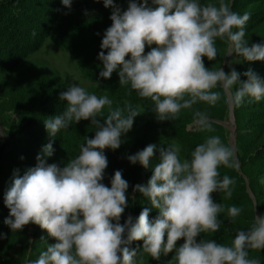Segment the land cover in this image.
<instances>
[{
    "label": "clouds",
    "instance_id": "clouds-1",
    "mask_svg": "<svg viewBox=\"0 0 264 264\" xmlns=\"http://www.w3.org/2000/svg\"><path fill=\"white\" fill-rule=\"evenodd\" d=\"M103 2L113 12L101 44L108 51L99 53L104 66L99 75L110 78L119 68L120 85H130L141 99L151 100L159 121H175L182 109L197 103L215 106L222 93L232 108L240 106L245 97L251 98L249 102L264 100V79L252 69L243 73L247 80L241 82V74L234 68L230 73L221 67L210 70L203 60L217 57L219 38L226 41L228 55L264 61V43L249 46L244 39L250 11L241 15L225 0L218 5H202L199 0H151L154 7L149 0H129L124 11L115 0ZM62 3L70 9L73 0ZM146 45L156 46L145 53ZM236 84L239 88L233 90ZM217 88L221 91H213ZM60 99L67 102L63 112L45 121L50 136L82 119H91L97 131L93 138L86 137L78 155L64 167L47 163L44 157L52 156L54 148L52 142L44 145L37 165L23 176L17 174L5 193L4 202L10 209L5 223L14 232L34 223L56 240L29 264H136L138 250L126 245L140 240L142 252L157 260L175 249V264H261L260 259L249 258V250H264V215L255 214L250 226L238 230L230 244L197 241L201 233L220 231L223 221L218 216L224 207L211 194L219 191L225 194L223 199L231 198L235 180L227 175L221 178L218 169L239 168L235 146L224 144L216 135L207 137L184 159L175 142L159 149V162L154 165L155 144L128 156L132 164L154 168L148 183L138 184L134 190L147 197L159 215L150 219L151 209L146 207L135 220L129 215L121 224L129 182L117 170L111 187L102 183L108 167L105 149L120 147L122 133L132 129L141 111L131 103L113 108L108 96L98 97L76 83ZM105 106L109 112L101 124L97 117ZM193 123L200 131H214L215 121L206 112L195 111ZM241 211L229 207L230 222ZM181 238L184 243L177 248Z\"/></svg>",
    "mask_w": 264,
    "mask_h": 264
},
{
    "label": "trees",
    "instance_id": "trees-1",
    "mask_svg": "<svg viewBox=\"0 0 264 264\" xmlns=\"http://www.w3.org/2000/svg\"><path fill=\"white\" fill-rule=\"evenodd\" d=\"M16 2H9L8 4H0L1 24L4 19L8 17V13H11V9H15V5L19 6L25 0H15ZM94 0H73L72 5L78 6L80 9L97 15L98 22H101L102 29L99 26H93L87 24L85 21L80 22L74 20L75 23H65L62 21V14L68 10V7L64 6L62 0H38L42 5L49 6V19L51 21L45 22L41 20V26H38V35L27 40H19L22 43V49L25 52L32 53L37 51L41 42L45 40L52 33L54 34L56 45L70 53L77 61L81 75L83 79L91 82L89 92L99 96H108L112 101V107H123L125 103H131L134 107H137L141 113L134 118V124L131 130L121 135V145L118 149L112 150L110 148L105 149V155L108 159V167L104 173V179L102 183L111 187V178L114 176L115 171L121 170L122 177L129 182V188L126 192L128 200V206L121 216L120 223L124 224L127 221L129 215L134 220L140 214L144 208H150L149 218L154 220L159 215V210L152 207L149 199L145 197L138 190H134L136 185H146L153 174L154 168H144L139 162L132 164L128 160V156L134 155L140 150H143L149 144H155L157 147L154 151V156L151 158V162L154 165L159 162V149L161 147L167 148V144L177 143L181 147V159L188 158L190 153L199 144L209 136L218 135L224 144H231V136H229L228 128L222 123L229 114V104L227 103L226 96L222 93L221 99L215 106H210L206 103H197L190 109H182L180 116L175 121L165 120L159 121L156 117V113L152 111V101L148 99H141L134 90H131L130 85L121 86L119 83V68L115 70L110 78H103L99 74L103 70V62L99 59V53L104 51L107 54V49H102L101 44L104 37V33L108 27L111 26L112 21L109 22L106 16L102 15L99 7L100 2H93ZM128 5L129 0H123ZM138 3H142L143 0H137ZM203 4L209 2L216 3L218 5L219 0H199ZM225 2L231 4L230 0ZM149 6L152 5L149 0ZM238 4H232V10L237 11ZM65 19V18H64ZM258 19V18H257ZM256 21V20H255ZM39 22V19H38ZM85 22V23H84ZM246 24V35L244 39L249 41L255 39L256 35L252 33L254 30V23ZM25 27V26H24ZM44 27L43 29H41ZM27 29V28H26ZM31 30L30 28H28ZM253 29V30H252ZM28 31V30H27ZM31 31H35L32 29ZM29 32V31H28ZM253 32H257V29ZM0 35L8 37V40L17 36L13 30L10 31L9 26L0 30ZM39 40H41L39 42ZM253 43H264V40H257ZM152 46L145 48V53L151 50ZM216 47L218 50L217 57L214 60H208L203 57L205 66L212 70L221 67L223 58L227 53V43L224 40L217 38ZM2 50V49H1ZM237 55V54H235ZM126 59H130V54ZM242 61L237 64L235 70L240 73V80H242V74L249 69L255 71L259 76L264 79V61L253 62L245 61L241 57ZM94 83V84H93ZM239 87L236 88L238 90ZM213 91H221L219 88L213 89ZM247 98H245L244 105H251ZM67 102L62 105L61 108L49 107L50 109L45 111L44 117L51 119L52 117L63 112ZM264 105V100L261 102ZM109 109L107 106L103 109V112H107ZM203 111L215 121L213 124L214 131H200L195 125H193V118L195 111ZM235 117L237 122V143H236V159L239 163V168H227L220 166L218 169L221 178L224 175L229 176L235 180V184L231 186L232 196L230 199H223L224 193L219 191L213 192L211 195L214 202L222 204L224 212L218 216V219L222 220L221 228L216 233H201L197 237L199 242L202 239H213L217 243L230 244L236 233L240 229L246 230L250 226L255 211V201L250 196L249 189L255 195L257 199V205L259 207L260 215H264V121L254 122L250 128H244L240 119V108L235 107ZM264 118V112L257 116L255 119ZM36 122L37 126L41 128L40 133H36V136H30L29 132L24 130L16 131L13 133V142L19 143L17 145L18 151H15V155H23L21 158L8 159L3 158L0 163V252L3 247L7 245L20 246V249H32L31 260H36L40 253L46 250L48 244H54L55 238L50 237L46 230L41 229L38 226L34 232L33 240L30 239L29 227L31 225L36 226L34 223H29L24 226L23 229L13 231L9 225L5 223V220L9 218L10 209L4 202L5 193L11 186V183L15 176L18 174L23 176L25 172L35 167L38 163L37 156L42 153V148L49 142H52L54 148V154L50 157L45 156L47 163H57L60 167L66 166L67 162L78 155L80 145L86 143V137L91 138L95 136L97 131L96 125H92V129L85 130L84 125H77L73 123L68 129H61L55 137L49 135L46 130L45 121ZM97 119L101 124L106 122V117L98 116ZM91 123V119L89 120ZM44 123V125H42ZM192 125V126H191ZM44 128V130H42ZM32 133V132H31ZM17 138V139H16ZM22 144H24L22 146ZM232 145V144H231ZM16 147V144H14ZM25 146V147H24ZM7 148H14L8 144ZM231 206L241 208L242 211L238 217L235 218V222H230L227 217V210ZM115 223V221H113ZM126 238V234H125ZM166 240V236H165ZM184 243V238L177 241V248ZM129 249H137L138 255L135 257L136 264H175L173 257L175 256V249L168 255L161 254L160 259H154L147 253H143V241H133L131 244L126 245ZM249 258H258L261 260V264H264V250H249Z\"/></svg>",
    "mask_w": 264,
    "mask_h": 264
},
{
    "label": "rangeland",
    "instance_id": "rangeland-1",
    "mask_svg": "<svg viewBox=\"0 0 264 264\" xmlns=\"http://www.w3.org/2000/svg\"><path fill=\"white\" fill-rule=\"evenodd\" d=\"M12 1L16 2L15 0H0V4H8ZM95 1L97 2V0L93 2ZM99 2L102 5L99 7L102 15L106 16L111 22L110 16L113 8L105 7L103 0H99ZM230 2L231 7L233 3L238 4L236 12L241 15L245 11L251 12V22L248 26L257 21L253 27L254 30L257 29V32H253L254 30L252 29V33L256 35V38L249 40L248 43L264 40V0H230ZM115 4L122 11L128 8V5L123 0H115ZM49 8V6L42 5L38 0H25L19 6L15 5V9H11V13H8L10 14L9 19L8 17L4 19L3 24H1L2 14H0V30L9 26L10 31L13 30L17 34L16 37L13 36L10 40H8L7 36L5 38L0 35V163L6 157L10 160L23 156L21 154L15 155V151H18L17 145L19 143L12 141L14 132L24 130L25 134L29 132L30 136H36V133H40L41 130L36 125V122L39 123L47 119L44 117L45 111H48L51 106L61 108L65 104V101L60 99L62 92L67 91L68 87L73 83L79 84L87 91L92 84L83 79L74 57L56 45L53 33L41 42V46L37 51L32 53L25 52V49H22V43L18 42L19 40L24 41L33 38L35 36L33 32L38 35L37 29L38 26H41V20L45 22L51 21L49 19ZM62 18L65 23H75L74 20L85 21L88 25L99 26L102 29L101 22L97 21V15L82 10L76 5H71V8H68L62 14ZM28 28L31 30L35 29V31H31ZM239 58L235 53L229 56L226 53L221 68L225 72L230 73L237 64L242 62ZM254 62L252 63L253 66ZM241 77V82L247 80V77L243 74ZM237 87H239V84L234 85L233 90H236ZM245 98L251 100L249 97ZM261 102L262 100L260 102L253 101V104L252 102L249 103L251 105H244L243 102L239 106L241 124L244 128H250L254 122L264 121L263 117L255 119L264 112V105ZM108 112L109 110L102 112V116L107 118ZM229 118L230 108L229 114L224 121L229 120ZM89 120L82 119L79 123H76V126L79 124L84 125L86 127L85 130L92 129L93 124ZM44 127L46 126L44 125ZM228 130L229 136H231L232 131L229 128ZM8 144L14 148L8 149ZM14 144H16V147ZM249 192L255 201V211L257 215H260L257 199L251 189H249ZM37 227L38 225L29 227L28 233L31 240L34 238V232ZM31 254V248L26 250L20 249V246L7 245L0 252V264H29L32 261Z\"/></svg>",
    "mask_w": 264,
    "mask_h": 264
},
{
    "label": "water",
    "instance_id": "water-1",
    "mask_svg": "<svg viewBox=\"0 0 264 264\" xmlns=\"http://www.w3.org/2000/svg\"><path fill=\"white\" fill-rule=\"evenodd\" d=\"M222 123L232 131V133H231V144L233 146H235V148H236L237 124H236L234 108L230 107V118H229V120L223 121Z\"/></svg>",
    "mask_w": 264,
    "mask_h": 264
}]
</instances>
